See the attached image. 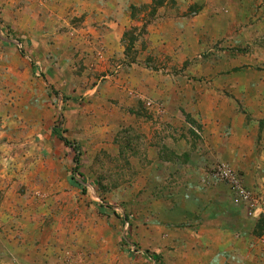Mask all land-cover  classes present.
<instances>
[{"label":"rangeland","instance_id":"rangeland-1","mask_svg":"<svg viewBox=\"0 0 264 264\" xmlns=\"http://www.w3.org/2000/svg\"><path fill=\"white\" fill-rule=\"evenodd\" d=\"M71 1L0 0V264H264L218 175L264 198V122L233 120L264 37L197 42L209 0H138L119 35L113 0Z\"/></svg>","mask_w":264,"mask_h":264},{"label":"crops","instance_id":"crops-1","mask_svg":"<svg viewBox=\"0 0 264 264\" xmlns=\"http://www.w3.org/2000/svg\"><path fill=\"white\" fill-rule=\"evenodd\" d=\"M113 1H114L113 5L115 7L114 10L115 13L113 12V15H115L114 17L116 18V22L111 21L109 25L112 28H115L117 31L116 35H119L122 33L123 29L127 25L125 24L127 21L124 20L123 18L127 19L128 8L131 5L135 4V2L138 0H113ZM82 2L84 1L73 0L71 1V4L72 3L81 4ZM220 6H225L224 8L227 11V13L224 12L223 14L222 12H219ZM203 8L204 9L201 11L200 15L202 16V18L205 19H203V21L199 24H198L199 21L195 22L197 25H194L193 28L194 31L192 29V33H191L192 37L196 38L197 42H199L198 39H200V33H202L207 38V40L208 39H210V41L212 40L214 44L220 43L226 46L229 45L236 46L237 44H241V42L242 43L245 42V40L244 41L241 40L243 37H252L251 39H253V41H255L257 37L260 36L264 37V0H222V1L209 0L206 7ZM102 13H106L105 10L101 9L99 15L101 16ZM204 13H206V15H204ZM200 15L196 16L195 19H192V21L193 22L196 21V18L200 17ZM191 22L189 21L188 25ZM172 26H173V22L168 21L163 24L162 31H165L167 33L173 29ZM15 31L14 34L16 35V37H19L17 30ZM18 39L21 40L20 38ZM231 72L228 73L226 72L225 77L232 76L233 74ZM263 72L264 71L262 72L260 71V73H262L263 75L258 85H256L253 88H249V87L245 88L246 90L248 89L249 92L260 94V101L254 102L253 104L250 102L243 104L247 108H251V109L258 108L259 111L257 113L256 111L254 112V114L257 116L253 118L246 117V115H248L247 113H250L248 111L245 113L238 111L234 115V119H233L235 121L234 126H236V128H238V131H240L241 133L242 132L244 133L248 132V134L255 133V131L259 130L258 127L259 122H264V73ZM214 88L215 86L212 89L206 91L208 96L209 94L211 95L212 92L218 93ZM204 103H202V105ZM216 103H214L213 101L214 104L213 107L214 110L216 109L219 111L217 112L218 115H220L222 112L223 115L232 114L229 112L231 107H229L228 111L224 112L225 110H227V108L226 109L224 108L222 102H219V104ZM247 121L248 123L243 125V123ZM262 135L264 136L263 129H262Z\"/></svg>","mask_w":264,"mask_h":264},{"label":"built area","instance_id":"built-area-1","mask_svg":"<svg viewBox=\"0 0 264 264\" xmlns=\"http://www.w3.org/2000/svg\"><path fill=\"white\" fill-rule=\"evenodd\" d=\"M218 175L225 180L231 190L233 202L245 208L250 218L258 219L264 216V198L257 197L251 190L245 188L239 177L227 166L218 169Z\"/></svg>","mask_w":264,"mask_h":264},{"label":"trees","instance_id":"trees-1","mask_svg":"<svg viewBox=\"0 0 264 264\" xmlns=\"http://www.w3.org/2000/svg\"><path fill=\"white\" fill-rule=\"evenodd\" d=\"M13 31V30H12ZM19 42H21V40H19ZM51 132H52V134L54 135V136H56L59 140H61V141H63L66 145H71V142H69L66 138H64L63 136H61L59 133H58V130H57V128H53L52 130H51ZM75 149H77V147L76 146H73ZM74 162L75 163H77V158H76V156L74 157Z\"/></svg>","mask_w":264,"mask_h":264}]
</instances>
